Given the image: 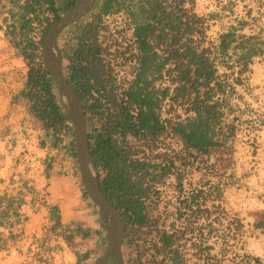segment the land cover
<instances>
[{
  "label": "trees",
  "instance_id": "obj_1",
  "mask_svg": "<svg viewBox=\"0 0 264 264\" xmlns=\"http://www.w3.org/2000/svg\"><path fill=\"white\" fill-rule=\"evenodd\" d=\"M9 1L18 12L14 14L10 10L14 22L5 30V35L10 37L11 44L28 65L23 89L16 99L27 100V111L32 116L34 126L39 125L46 130V138L51 146L57 147L60 141L58 134L72 131V126L65 123L68 116L57 99L54 80L43 67L42 53H38L39 47L32 34L45 23L41 32L42 46L50 26L59 20L74 0ZM116 3L117 0H104L100 12L92 21L84 25L78 24V21L73 23L77 25L76 29L67 32L68 39L65 41L70 44L61 52L67 60L68 77L74 91L81 102H88L82 103V107L86 116L90 155L98 171L101 191L113 206H116L119 196L123 197L127 235L130 237L141 227L150 224L142 200L149 188L142 186L141 178H132L145 163L132 158L136 151L127 137L138 140L146 132L154 139L164 130L155 111L159 92L154 88L149 90V87L168 65L171 106L185 105V111L192 112L185 118L178 114L170 118V133L181 141L189 157L201 156V161H207L214 151H219L222 158L231 155V141L235 137L236 127L223 120L226 101L220 100L217 94L224 92L226 83L218 80L215 60L218 55L222 59L227 55L237 36L233 31H228L220 35L217 45L207 41L206 19L194 11L193 0H141V10L147 18L143 26L136 23L130 10ZM114 8H123L131 15L140 51L137 78L128 90L121 93V98L108 88L109 80L98 57L96 41L101 16ZM205 41L208 45L203 46ZM262 45L261 41L249 45L243 42L235 44L234 50L246 49L245 54L236 60V82H240V76L249 70L251 56ZM160 95L164 98L166 90ZM45 143L46 140L41 145ZM226 159L230 160L229 157ZM170 166L173 167L174 163L171 162ZM201 214L208 217L210 211L202 208ZM235 221L238 227L242 225L239 219ZM261 225L257 224L256 227L261 228ZM160 240L163 248L157 253H164L166 248L172 247L174 235L163 233ZM169 252L170 264H182L177 250L171 248ZM252 259L255 264H262L259 258Z\"/></svg>",
  "mask_w": 264,
  "mask_h": 264
},
{
  "label": "crops",
  "instance_id": "obj_2",
  "mask_svg": "<svg viewBox=\"0 0 264 264\" xmlns=\"http://www.w3.org/2000/svg\"><path fill=\"white\" fill-rule=\"evenodd\" d=\"M207 1H213L216 9L209 16L194 7L197 15L206 19V40L217 45L221 34L233 31L236 42L227 50L232 60L236 61L246 50H234L235 44L263 43L251 56L249 70L241 75L243 88L237 90L239 101L260 106L264 103V0ZM141 4V0H117L116 3L130 10L136 23L143 26L147 18ZM63 32L57 41L60 51L70 44L61 45ZM207 41L202 45H208ZM18 60L25 65L22 57ZM63 61H67L64 56ZM218 71H224L222 65ZM20 76L24 86L26 69H22ZM12 106L19 108L14 103ZM6 123H11L9 128L13 129L21 123V118L10 116ZM255 132L258 135L252 134L253 137L264 148V129ZM239 136L233 137L232 148L243 144ZM0 145H3L0 150V264H94L101 256L99 252L106 234L95 207L83 192L73 144L52 147L51 152L40 145L29 152L23 165L17 163L22 157L19 154L21 135L2 136ZM261 171L264 172V164Z\"/></svg>",
  "mask_w": 264,
  "mask_h": 264
},
{
  "label": "rangeland",
  "instance_id": "obj_3",
  "mask_svg": "<svg viewBox=\"0 0 264 264\" xmlns=\"http://www.w3.org/2000/svg\"><path fill=\"white\" fill-rule=\"evenodd\" d=\"M103 1L97 0L92 10L82 17L78 24L84 25L92 21L100 12ZM193 1L196 10L208 16L212 10H216L213 1ZM20 3H23V0ZM240 4L237 5L240 6ZM232 7H234L233 4ZM236 9L240 10L239 7ZM10 10L14 14L18 12V9L12 6L9 0H0V137L15 134L19 136L23 128L33 130L41 134L40 145L46 140L42 146L51 152V143L46 138L47 131L39 125L34 126L32 116L27 111V100L18 98L13 101V96L18 95L23 89L20 74L22 69H26L27 73L28 65L11 44L10 37L5 35V30L14 22ZM218 14L222 15L223 13L219 12ZM220 17L222 18V16ZM75 26L77 25L72 24L67 27L64 36L61 37V45H66L67 32L76 29ZM39 51L42 53V48H38V53ZM19 57H22L25 65L21 60H18ZM62 69L68 75L67 61H63ZM13 103L19 108L15 109L12 106ZM175 110L176 107H170V113L174 114ZM10 116L21 118V123L16 124L17 126H14L13 129L9 128L12 127L11 123H6ZM246 124L248 126H245ZM69 125L71 126V123ZM238 125H241V128H238L236 134L240 135L238 138L243 144H240L236 149L232 148L234 155L232 154L230 160H227L225 156L222 158L219 151H214L211 158L201 161L203 206H207L210 211L208 217L201 221L202 229L207 226L210 218L214 231L211 239L210 237L206 239L203 235L202 239L203 243L208 244V241L211 244L212 250L211 253H203L204 256L201 259L192 251L193 236L185 238L184 242L174 240L172 249L182 250L189 261L188 264H209V262H212L210 264H247L248 262L255 264L252 259L255 257L264 264V172L261 171L264 164V148L252 135H258L255 131L261 128L255 126L253 122L249 123L248 121L247 123L245 120ZM58 137L60 141L57 147L63 148L71 143L74 146L73 130L62 131ZM18 139L19 137L15 140ZM2 146L0 145V150H3ZM170 146L171 150L177 148L174 141L170 142ZM162 208L163 206H154V216L163 212ZM236 219L240 220L242 224L240 227L237 226ZM149 222L148 228L141 229L129 237L125 251L126 264H129L132 259V264H156L160 260L159 254L156 253L158 239L165 231L180 227V222L172 223L168 219L154 218ZM257 224H262L261 228L256 227Z\"/></svg>",
  "mask_w": 264,
  "mask_h": 264
},
{
  "label": "built area",
  "instance_id": "obj_4",
  "mask_svg": "<svg viewBox=\"0 0 264 264\" xmlns=\"http://www.w3.org/2000/svg\"><path fill=\"white\" fill-rule=\"evenodd\" d=\"M44 27L45 23H42L32 34L33 40L39 49L42 48L40 42ZM96 41L99 47L98 57L105 76L109 80L108 88L113 89L118 98H121V93L128 90L133 84L140 70V51L135 35V23L131 15L123 8H114L103 14L97 25ZM157 51L160 54L162 53L160 50ZM215 64L218 80L226 83L224 92L217 94L220 100L226 101V105L223 107L225 113L223 120L233 123L236 131L239 127L241 128V125L238 124L243 120L247 123L248 121L249 123L253 122L255 126L264 129V103L254 107L238 100L237 90L243 88L244 85L241 76L240 82L235 81V78L238 77L236 61L232 60L229 55H226L223 59L218 55ZM219 65L223 66V72L218 71ZM167 68L168 65L161 70L160 77L149 87V90L154 88L159 92V102L155 111L159 114V121L164 130L154 139H151L146 132L138 140L127 137L133 146V150L136 151L132 158H137L145 163V166L134 173L132 178H141L142 186L149 188L147 195L142 198L149 220L159 218L161 220L168 219L172 223L180 222L178 229L165 231L164 233L173 234L174 240L177 242H184L185 238L193 236L192 251L202 259L203 253H211L212 250L208 241V244L203 243L202 235L206 239H209V237L211 239L214 231L212 230L213 225L210 218L207 226L202 229L201 221L203 218H207V214H201V210L207 208V206H203L201 195V156L189 157V152L182 148L181 141L170 133V118H173L175 114L185 118L192 115V112H186L185 105L173 104L172 107H176V110L174 114L170 113L171 84ZM164 90H166L167 95L163 98L160 92ZM39 137V132L23 128L21 131L22 145L19 151L22 157L17 161L18 164L23 165L29 152L40 147ZM171 141H174L177 146L174 150L170 148ZM29 146L31 149H28ZM232 154L224 156L230 158ZM171 162L174 163L173 167L170 166ZM154 206H163V212H160L158 216H154ZM156 245L157 253V250L163 248L160 238ZM171 248L173 246L166 248L164 253H157L160 259L156 262L157 264L171 263L169 252ZM178 252L182 264H188L189 261L184 252L179 248ZM132 263L133 259L129 264Z\"/></svg>",
  "mask_w": 264,
  "mask_h": 264
},
{
  "label": "water",
  "instance_id": "obj_5",
  "mask_svg": "<svg viewBox=\"0 0 264 264\" xmlns=\"http://www.w3.org/2000/svg\"><path fill=\"white\" fill-rule=\"evenodd\" d=\"M96 1L74 0L67 11L60 16L59 20L50 26L43 39L42 63L44 69L57 86L62 107L72 126L74 152L82 188L106 227L107 247L105 252L96 258L94 264H107L111 255L114 256L116 264H123L120 248L124 237L125 224L116 208L101 191L98 171L90 155L85 112L79 96L63 72V55L57 44L63 30L88 14Z\"/></svg>",
  "mask_w": 264,
  "mask_h": 264
},
{
  "label": "flooded vegetation",
  "instance_id": "obj_6",
  "mask_svg": "<svg viewBox=\"0 0 264 264\" xmlns=\"http://www.w3.org/2000/svg\"><path fill=\"white\" fill-rule=\"evenodd\" d=\"M65 76H66V78L68 79V81L70 82V79H69L68 75L65 74ZM54 83H55V82H54ZM70 84H71V82H70ZM71 85H72V84H71ZM72 87H73V86H72ZM54 89H55V92L57 93V99H58V101L61 103L60 97H59L58 92H57V86H56V84H55ZM80 101H81V100H80ZM81 103H84V104L87 103V104H88L87 101H84V102H81ZM65 123L69 125V123H70L69 119H68V121H65ZM69 126H70V125H69ZM90 202H91V201H90ZM91 204H92V202H91ZM123 204H124V202H123V197H122V196H119V198L117 199V202H116V206H114V207L116 208L118 214L120 215L121 220H122V221L124 222V224H125L124 237H123V241H122V244H121L120 252H121V255H122V259H123V264H126V256H127V255H126V252H125V251H126V246L128 245L129 236L127 235V234H128V227L126 226V217H127V213H126L125 208L123 207ZM92 205H93V204H92ZM94 210L96 211L95 208H94ZM96 212H97V211H96ZM97 214H98V213H97ZM98 218L101 220V221H100V222H101V226H102V228L105 230V234H106V227H105V224H104L102 218L99 216V214H98ZM144 228H148V226L141 227L140 230H141V229H144ZM135 229H136V228H135ZM133 231L135 232V230H133ZM138 231H139V230H138ZM138 231H137V232H138ZM106 247H107V238H105L104 241H103V244H102V251L99 253L100 255H102V254L105 252ZM107 264H116V261H115V258H114L113 255H111V256L108 258Z\"/></svg>",
  "mask_w": 264,
  "mask_h": 264
},
{
  "label": "bare ground",
  "instance_id": "obj_7",
  "mask_svg": "<svg viewBox=\"0 0 264 264\" xmlns=\"http://www.w3.org/2000/svg\"><path fill=\"white\" fill-rule=\"evenodd\" d=\"M42 46H43V44H42Z\"/></svg>",
  "mask_w": 264,
  "mask_h": 264
}]
</instances>
